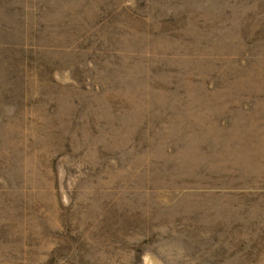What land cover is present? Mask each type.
<instances>
[{"label":"rangeland","instance_id":"374dc122","mask_svg":"<svg viewBox=\"0 0 264 264\" xmlns=\"http://www.w3.org/2000/svg\"><path fill=\"white\" fill-rule=\"evenodd\" d=\"M0 264H264V0H0Z\"/></svg>","mask_w":264,"mask_h":264}]
</instances>
